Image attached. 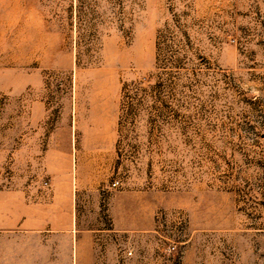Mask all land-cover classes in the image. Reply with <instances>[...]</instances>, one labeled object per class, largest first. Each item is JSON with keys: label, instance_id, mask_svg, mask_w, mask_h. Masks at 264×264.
Listing matches in <instances>:
<instances>
[{"label": "rangeland", "instance_id": "1", "mask_svg": "<svg viewBox=\"0 0 264 264\" xmlns=\"http://www.w3.org/2000/svg\"><path fill=\"white\" fill-rule=\"evenodd\" d=\"M0 264H264V0H0Z\"/></svg>", "mask_w": 264, "mask_h": 264}]
</instances>
